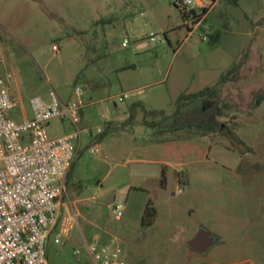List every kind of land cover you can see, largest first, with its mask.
I'll return each instance as SVG.
<instances>
[{"label":"rangeland","instance_id":"rangeland-1","mask_svg":"<svg viewBox=\"0 0 264 264\" xmlns=\"http://www.w3.org/2000/svg\"><path fill=\"white\" fill-rule=\"evenodd\" d=\"M191 27L173 0H0V79L13 74L19 102L11 117L31 116V99L51 91L64 101L85 92L78 129L91 135L76 143L67 184L79 218L51 241L48 264H90L87 245L113 239L126 264H264V0H220ZM116 40L98 59L93 49ZM207 91L211 108L181 120L203 100L180 97ZM47 130L76 127L52 120ZM149 206L155 217L144 220ZM202 228L219 240L206 254L187 245Z\"/></svg>","mask_w":264,"mask_h":264},{"label":"built area","instance_id":"built-area-1","mask_svg":"<svg viewBox=\"0 0 264 264\" xmlns=\"http://www.w3.org/2000/svg\"><path fill=\"white\" fill-rule=\"evenodd\" d=\"M182 11H198V20L190 18L191 29L205 19L204 6L198 0H173ZM143 15V14H142ZM150 40L155 42L156 35ZM128 40L121 43L128 47ZM59 52V47H53ZM12 73L0 79V264H48L50 241L60 244L77 225L78 213L72 212L67 199V184L77 161L76 143L87 129L58 138H50L48 125L52 120H68L76 127L83 110L84 90L73 89L63 101L55 91L48 99H31L32 115L15 120L11 112L19 107L11 93ZM130 98L128 93L121 101ZM94 153L98 147L92 149ZM125 204L118 202L115 218L124 216ZM91 264H126V255L117 239L106 244L87 245ZM78 255V252H74Z\"/></svg>","mask_w":264,"mask_h":264},{"label":"trees","instance_id":"trees-1","mask_svg":"<svg viewBox=\"0 0 264 264\" xmlns=\"http://www.w3.org/2000/svg\"><path fill=\"white\" fill-rule=\"evenodd\" d=\"M176 6V5H175ZM176 8L181 12V14L183 15V17L185 19H190L191 17H193V19L195 20H198V18H201L200 17H196L197 16V13L198 11H190V13H186L184 11H182L179 7L176 6ZM206 10H204L203 12L205 13ZM103 22L102 20L101 21H98L96 22V24H99ZM86 32H82L81 35H85ZM220 38V35L219 33L217 32L213 37H212V42L211 43H216ZM115 43H109L108 45H105L103 48L101 49H96L94 48L93 51L94 52H97L99 55H98V59L102 57V54L105 52V51H109V49L114 45ZM86 46V45H85ZM89 46H86L87 48V51L89 50L88 48ZM101 50V51H100ZM208 94V91L207 92H201L197 95H182L179 99V103L180 104H184V103H187V102H192V101H196V100H203L202 102V105L201 107H199L198 105L197 106H194L195 108L191 111H186L184 114H182V118L181 120H183L184 122H187L189 124V122H191L192 120L190 119L191 117H194L196 116V114H200V112H205L207 109L211 108V106L209 105V107H207L208 105L206 104L205 100L203 99L206 95ZM181 107V106H180ZM180 107L179 109L177 110V113L175 116H178L180 114ZM198 108V109H196ZM201 108V109H200ZM202 110V111H201ZM182 121V122H183ZM155 214H156V211L154 209L153 206H149L146 210V217L144 220H151V219H154L155 217Z\"/></svg>","mask_w":264,"mask_h":264},{"label":"water","instance_id":"water-1","mask_svg":"<svg viewBox=\"0 0 264 264\" xmlns=\"http://www.w3.org/2000/svg\"><path fill=\"white\" fill-rule=\"evenodd\" d=\"M113 46H119L117 45V40ZM114 50V47H112L111 51ZM216 245V235L205 228H202L191 240L188 241V247L201 254L208 253Z\"/></svg>","mask_w":264,"mask_h":264},{"label":"crops","instance_id":"crops-1","mask_svg":"<svg viewBox=\"0 0 264 264\" xmlns=\"http://www.w3.org/2000/svg\"><path fill=\"white\" fill-rule=\"evenodd\" d=\"M198 1H200V2H202V5L204 6V10H206L205 11V16H207L209 13H210V11H211V9L220 1V0H198ZM112 47H114V49H119L120 47L119 46H112ZM64 101V100H63ZM67 101V100H66ZM82 112H83V110L81 111V113H80V121H79V124L82 122ZM25 116H28V117H31L30 115H27V114H25V113H23V115L21 116V118H20V120H22ZM65 121V120H64ZM69 122H71V121H69ZM72 123V122H71ZM73 124V123H72ZM74 125V124H73ZM75 126V125H74ZM76 127V126H75ZM76 128H78V127H76ZM72 133V132H71ZM67 134H70V133H67ZM67 134H65V135H67ZM65 135H63V136H65ZM59 137H61V136H59ZM80 144V143H79ZM98 147V146H97ZM99 148V147H98ZM72 172V171H71ZM69 178H70V176H69ZM69 178H68V180H69ZM50 243H51V241H50ZM50 243H49V246H50ZM197 252V251H196ZM199 253V252H198ZM90 260V259H89ZM90 264H91V262H90ZM216 264H221V263H216ZM223 264V263H222ZM224 264H254V262L251 260V259H244V260H241V261H238V262H233V263H224Z\"/></svg>","mask_w":264,"mask_h":264},{"label":"flooded vegetation","instance_id":"flooded-vegetation-1","mask_svg":"<svg viewBox=\"0 0 264 264\" xmlns=\"http://www.w3.org/2000/svg\"><path fill=\"white\" fill-rule=\"evenodd\" d=\"M216 239H217V244L219 243V240H218V237L216 236ZM187 245H188V243H187ZM190 248V247H189Z\"/></svg>","mask_w":264,"mask_h":264}]
</instances>
